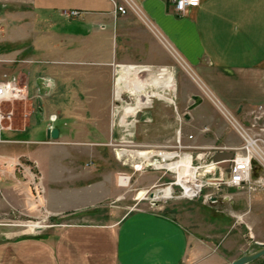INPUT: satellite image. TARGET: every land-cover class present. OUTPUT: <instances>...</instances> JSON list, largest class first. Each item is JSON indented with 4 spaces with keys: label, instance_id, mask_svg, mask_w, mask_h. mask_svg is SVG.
Instances as JSON below:
<instances>
[{
    "label": "crops",
    "instance_id": "0c3cea01",
    "mask_svg": "<svg viewBox=\"0 0 264 264\" xmlns=\"http://www.w3.org/2000/svg\"><path fill=\"white\" fill-rule=\"evenodd\" d=\"M137 3L197 79L223 107L247 124L250 114L264 103V0H199L196 7L181 15H176L166 0H137ZM3 8L7 24L0 34V51L5 48L9 52L0 56L20 54L26 48L31 53L30 61H37V55H45L52 57L51 64L62 65L70 60L77 65L72 73L51 69L43 76L28 67L36 72L32 74L35 78L20 88L22 94L30 91L33 99L39 98L35 101V115H45L47 121L49 116L54 117L46 124L45 134L48 126L57 130L55 142L46 138L41 143L51 146L67 143L59 139V129L52 125L63 118H72L75 134L85 133L86 125L95 133H103L105 129L101 130L100 123L104 117L108 119V107L103 115L98 95H106L109 106L110 92L113 90L115 100L118 88L133 97L134 106L127 104L122 108L130 118L147 108L136 113L135 103L142 99L171 103L165 92L173 91V80L166 68H155V74L147 80L127 81L128 76L148 75L151 67L164 65L169 59L165 49L133 15L113 17L106 0H0V10ZM70 10L80 15L68 17L66 13ZM42 77L50 81L49 90L40 87ZM183 80L180 95L191 100L193 94L189 93L197 89L190 80L192 88L188 93L183 91ZM147 88L156 92H147ZM200 99L192 109L187 106V114L183 115L184 135L191 136L189 145L210 150L238 147V137ZM176 124L181 127L180 122ZM163 127L160 125L156 132L164 133ZM21 132L23 129L16 132L1 129L0 133L8 136H0V142L15 145L16 141L9 136ZM61 133L64 136L66 131L61 129ZM12 148L20 152L16 156L28 158L26 152ZM26 160L37 167L32 158ZM111 181L114 184L109 179V193L113 189ZM99 183L73 187H88L91 195L92 188ZM39 186L46 207L54 214L91 208L94 201L98 204L105 198L102 194L107 190L64 210L49 207L41 176ZM250 195L244 202L249 207L248 213L243 211L239 219L245 220L250 204L257 206L253 201L257 197L251 199ZM259 218L257 215L258 221ZM212 247L211 242L187 234L163 212L136 210L115 225L72 224L49 234L24 235L1 242L0 264H223L226 258L213 254Z\"/></svg>",
    "mask_w": 264,
    "mask_h": 264
},
{
    "label": "rangeland",
    "instance_id": "374dc122",
    "mask_svg": "<svg viewBox=\"0 0 264 264\" xmlns=\"http://www.w3.org/2000/svg\"><path fill=\"white\" fill-rule=\"evenodd\" d=\"M5 11L6 8L0 10V34L4 33L7 24L3 20ZM140 25L146 29L141 23ZM152 37L155 39L153 35ZM2 50L4 52L0 51V54L9 52L5 51V48ZM30 54L24 48L20 54L10 53L0 56V80L7 79L11 74L12 77L14 76L17 88H23L26 81L35 78L32 74L36 72L28 67L35 68L41 76L48 74L51 69H62L66 74L72 73L77 67L70 60H65L66 64L62 65L51 64L52 57L45 55H37V61H30ZM157 67L166 68L172 76L173 91L165 92V97L172 103L150 98L149 107L143 108L133 118H123L122 108L127 104L133 105V97L125 89L118 88L116 90L118 98L114 100L112 90L108 106L107 96L99 94L98 101L102 105L103 115L107 113L108 107V119L103 116L104 119L100 123L101 130L105 129V131L95 133L91 126L86 125L85 133L75 134L72 118L59 119L52 125L59 129V139L67 142L59 146L41 143L46 140L45 126L49 122L45 115L43 117L35 115V101H39V98L34 100L30 91L24 94L23 99L1 104L0 111L4 116L1 121L2 128L14 132L23 129V132L9 136L16 141L15 145L0 142V243L24 235L49 234L72 224L115 225L127 213L136 210L163 212L176 220L187 234H194L197 240L211 242L213 254L223 255L226 258L223 263L229 262L232 257H239L241 254L256 250L254 242L264 243V193L259 191L248 193L245 190L236 191L225 187L213 192L207 188L204 193L212 192V196L216 198L214 203L204 202L202 198L151 201L149 194L161 184L172 181L173 178L171 179V175L160 178L159 172L129 167L130 151L167 148L173 145L174 133L178 129L177 117L181 123L179 128L181 143L190 144L183 131V115L187 114L186 108L192 101L184 100V96L180 95L181 78L184 79L183 91L188 93L192 88L190 79L183 70L188 67L186 62L178 54H174L173 57L169 55L164 65L151 67L152 71L148 75L128 76L127 81L147 80ZM145 91L156 92L152 88H147ZM189 94L200 96L196 91ZM204 102L224 124L209 102L206 99ZM151 112L154 113L155 119ZM7 114L9 119L6 118ZM160 125L164 126L161 130L164 133L156 132V129L160 130ZM61 129L66 131L64 136ZM0 136L8 135L0 133ZM48 142L53 143L55 139H48ZM13 146L16 151L26 152L28 158H32L37 167L33 162L26 160L28 159L26 156H16L20 152H15ZM121 151H125L126 155L118 157ZM132 161L135 162V159ZM40 176L46 187L47 204L52 209L66 210L72 206H79L107 189L102 194L105 198H102L98 204L94 201L91 208L81 211L51 213L46 207L39 186ZM111 178L114 184L110 182L113 189L109 193L107 186ZM97 181L100 183L92 188L91 195H89L91 189L88 187L74 188ZM174 191L177 189L174 188ZM249 194L251 199L253 196L257 197L253 200L257 206L250 204V211L245 220L239 219L243 211L248 213L249 207H245L244 202L248 201ZM257 215L260 216L259 221Z\"/></svg>",
    "mask_w": 264,
    "mask_h": 264
},
{
    "label": "built area",
    "instance_id": "2783aa9c",
    "mask_svg": "<svg viewBox=\"0 0 264 264\" xmlns=\"http://www.w3.org/2000/svg\"><path fill=\"white\" fill-rule=\"evenodd\" d=\"M106 1L110 5V13L113 17L133 15L169 55L173 57L174 54H177L144 15L137 0ZM166 1L172 5L176 15L183 14L187 9L194 8L199 3V0H196L195 3L192 0ZM66 15L78 17L80 12L70 10ZM183 70L195 85L200 97L209 102L226 127L238 137L239 146L228 150L223 148L210 150L183 145L178 128L175 131L172 146L130 151V168L137 167V170L156 171L160 173V178L166 177V175H171V179L173 178L172 181L161 184L159 188H155L149 194L151 201L202 198L204 202L214 203L216 198L212 196V192L204 193L207 188L213 192H218L222 187H225L236 191L245 190L248 193L254 191L264 193V103L250 114L249 122L244 124L221 105L188 67ZM40 84L43 90L51 88L50 81L46 78H40ZM22 95V90L17 88L14 77L0 80V106L3 102L11 103L12 100L23 99L24 95ZM3 118L0 111V130L4 129L1 126ZM6 118L9 119V114ZM53 120L54 117L49 116L48 121L52 122ZM177 121L180 122L178 117ZM50 128L51 126H48V130ZM186 140H191V136H186ZM217 150L231 152V158L227 163L228 172H224L222 168L211 161L213 152ZM133 159L135 162L132 161ZM174 188L177 191H174Z\"/></svg>",
    "mask_w": 264,
    "mask_h": 264
},
{
    "label": "water",
    "instance_id": "95a60500",
    "mask_svg": "<svg viewBox=\"0 0 264 264\" xmlns=\"http://www.w3.org/2000/svg\"><path fill=\"white\" fill-rule=\"evenodd\" d=\"M192 103L188 106V110L192 109L193 107L197 106L201 99L198 95H193L191 97ZM186 118V117H185ZM57 137V130L56 129H49L46 131V138L47 139H56ZM231 158V152L229 151H220L217 150L213 152L211 156V161L215 163L218 167L222 168L224 172H228L227 163ZM256 250L250 253L242 254L239 257L223 263V264H249L261 257L264 256V243H256L254 242Z\"/></svg>",
    "mask_w": 264,
    "mask_h": 264
},
{
    "label": "bare ground",
    "instance_id": "6f19581e",
    "mask_svg": "<svg viewBox=\"0 0 264 264\" xmlns=\"http://www.w3.org/2000/svg\"><path fill=\"white\" fill-rule=\"evenodd\" d=\"M141 99H142V98H141ZM146 99H147V98H145L144 100L142 99L141 101H138V102L136 103V105H135V107H136V113H137L141 108L150 106L151 102H150L149 100H146ZM122 113H123V115H122L123 118L127 117L125 111L122 110ZM128 118H129V117H128ZM125 127H126V124H125ZM123 130H125V129H123ZM120 155H126V152H125V151H121V152L118 153V157H119Z\"/></svg>",
    "mask_w": 264,
    "mask_h": 264
},
{
    "label": "trees",
    "instance_id": "16d2710c",
    "mask_svg": "<svg viewBox=\"0 0 264 264\" xmlns=\"http://www.w3.org/2000/svg\"><path fill=\"white\" fill-rule=\"evenodd\" d=\"M263 260V261H262ZM249 264H264V256L260 259H257Z\"/></svg>",
    "mask_w": 264,
    "mask_h": 264
},
{
    "label": "snow or ice",
    "instance_id": "6c2138e0",
    "mask_svg": "<svg viewBox=\"0 0 264 264\" xmlns=\"http://www.w3.org/2000/svg\"><path fill=\"white\" fill-rule=\"evenodd\" d=\"M192 2H193V3H195V2H196V0H192Z\"/></svg>",
    "mask_w": 264,
    "mask_h": 264
}]
</instances>
